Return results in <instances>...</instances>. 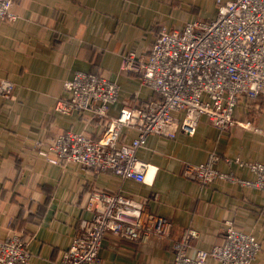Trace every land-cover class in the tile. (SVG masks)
<instances>
[{
	"label": "crops",
	"instance_id": "crops-1",
	"mask_svg": "<svg viewBox=\"0 0 264 264\" xmlns=\"http://www.w3.org/2000/svg\"><path fill=\"white\" fill-rule=\"evenodd\" d=\"M170 3L14 0L19 18L0 19V80L15 85L10 97L0 95V241L20 233L32 253L30 264L59 263L81 219L92 217L101 191L130 195L143 204L145 214L173 222L170 237L153 235L147 242L106 236L100 250L103 264H173V243L184 231L197 232L189 248L192 255L196 249L221 244L227 221L258 238L262 248L253 264H264V191L240 182L255 175L234 161L241 157L264 163L263 98L237 108L239 120H252L261 133L241 126L225 133L203 118L194 136H149L138 152L148 163L144 183L77 163L54 164L40 154L63 131L85 132L96 139L109 136L104 121L90 113L58 109L61 102H69L64 83L77 71L119 83L120 99L111 106V116L124 105L161 100L139 78L124 74L121 58L131 51L145 54L153 43V29L186 25L183 19L171 28ZM135 136V130L125 129L121 143ZM212 152L221 156L217 168L236 181L217 179L201 186L184 176L187 162H205Z\"/></svg>",
	"mask_w": 264,
	"mask_h": 264
},
{
	"label": "built area",
	"instance_id": "built-area-1",
	"mask_svg": "<svg viewBox=\"0 0 264 264\" xmlns=\"http://www.w3.org/2000/svg\"><path fill=\"white\" fill-rule=\"evenodd\" d=\"M217 14L211 20L192 19L182 29L164 27L155 38L148 58L137 52L122 55L121 69L141 77L161 100L149 99L139 107L124 105L110 115L119 102L117 81L87 71H77L64 83L69 102L58 109H76L104 121L107 139H96L85 132L63 131L40 154L54 164L77 163L96 173L112 172L122 179L147 181L148 163L138 152L149 136L175 139L179 133L194 136L201 119L222 132L237 126L261 133L252 120L241 122L237 108L264 94V0H214ZM14 0H0V19L17 20ZM15 85L0 80V95L11 96ZM106 119V120H103ZM125 129L136 136L121 143ZM221 156L212 152L202 163L187 162L184 176L201 186L217 179H236L217 168ZM230 161V159L228 160ZM234 161L248 168L254 180L240 181L264 191V163ZM173 222L153 213L145 214L143 204L122 192L96 193L91 218H83L72 244L58 264H103L100 257L106 236L132 242H147L153 235L170 237ZM193 229L184 231L173 243V264H253L261 250L258 238L225 223L224 241L210 250L196 249L189 254ZM32 253L20 233L0 241V264H30Z\"/></svg>",
	"mask_w": 264,
	"mask_h": 264
},
{
	"label": "rangeland",
	"instance_id": "rangeland-1",
	"mask_svg": "<svg viewBox=\"0 0 264 264\" xmlns=\"http://www.w3.org/2000/svg\"><path fill=\"white\" fill-rule=\"evenodd\" d=\"M170 4L172 7V23H171L172 27L171 28L177 27L178 22L191 21V19L211 20L217 14L216 4H215V2L213 4L212 0H171ZM189 8H190V10H189ZM183 19H185V21ZM164 27H166V25H163L161 30ZM161 30L156 31L153 29V32L155 34V35H153L154 36L153 42ZM152 44H151V46H152ZM151 46L149 45V47L147 48V52L145 54H140V56L141 57L146 56L147 53H149ZM124 74L139 78L140 81L143 82V80L141 79V77L139 75L129 74L128 72H124ZM143 84H144V82H143ZM260 97L257 100L261 99ZM262 98L264 99V97H262ZM242 104H243V107H245V104H247V103L245 102V104H244V102H242ZM253 117H255V116H253ZM242 120L240 119L241 122H245ZM237 181H239V180L237 179ZM261 248H262V246H261Z\"/></svg>",
	"mask_w": 264,
	"mask_h": 264
},
{
	"label": "trees",
	"instance_id": "trees-1",
	"mask_svg": "<svg viewBox=\"0 0 264 264\" xmlns=\"http://www.w3.org/2000/svg\"><path fill=\"white\" fill-rule=\"evenodd\" d=\"M264 97V95H262L260 98Z\"/></svg>",
	"mask_w": 264,
	"mask_h": 264
}]
</instances>
